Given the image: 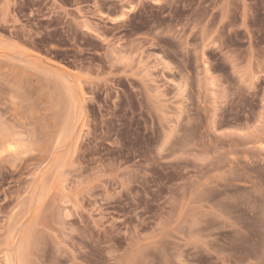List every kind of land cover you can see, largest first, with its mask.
<instances>
[{
    "label": "rangeland",
    "instance_id": "1",
    "mask_svg": "<svg viewBox=\"0 0 264 264\" xmlns=\"http://www.w3.org/2000/svg\"><path fill=\"white\" fill-rule=\"evenodd\" d=\"M0 264H264V0H0Z\"/></svg>",
    "mask_w": 264,
    "mask_h": 264
}]
</instances>
